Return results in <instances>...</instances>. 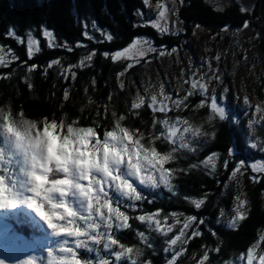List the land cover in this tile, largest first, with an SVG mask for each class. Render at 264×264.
I'll list each match as a JSON object with an SVG mask.
<instances>
[{"label":"trees","instance_id":"trees-1","mask_svg":"<svg viewBox=\"0 0 264 264\" xmlns=\"http://www.w3.org/2000/svg\"><path fill=\"white\" fill-rule=\"evenodd\" d=\"M150 2L155 5L156 0ZM175 3L184 29L179 35H161L156 29L144 26L138 12L143 10L144 16H148L151 11L145 8L143 0H0V45L4 46L5 52L9 47L13 50L4 58L11 60L12 55L19 57L7 66L0 65V109L4 113L10 111L16 120L35 121L37 125H42L45 118L49 122L62 121L65 126L76 121L74 126L93 127L101 139L103 133L112 130L115 121L123 115L121 126L128 127L136 138H139V134L135 130L140 129L144 133L141 143L164 153L170 145L163 139L154 142L150 139L149 133L159 132L161 126L157 124L155 129L152 128L153 113L147 102L136 110L131 109V103L138 91L141 94H144L146 88L155 91L161 83L165 92L173 91L183 97L190 88V85L184 84V79L191 76L202 61H210L213 69L220 70V82L212 80L209 93L215 89L217 96L222 97L218 102L225 107L227 119L220 121L218 115L211 113L209 103L201 106L203 97L199 94L188 97L178 108L168 113L169 117L187 119L193 134L197 128L201 133H207L206 143H200L195 153L180 151L173 154L176 158L165 167L186 170L174 173L172 182L176 186V194L168 192L164 187L148 193L151 203L147 200L138 202L136 211L129 210L131 227L122 232L119 239L125 245H136L141 249L140 255L135 256L137 264H146L148 261L151 264H169L171 253H165L164 241L175 236L181 224H176L167 237L155 232L148 233L153 245L149 248L137 238L135 230L145 232L146 226L135 216L157 209H163L159 217L161 221L164 215L173 212L180 214L181 221L186 216H196L198 220L202 218L204 223L199 224L197 221L186 231L190 235L193 228H197L202 235L189 240L184 245L186 251L173 264H198V259L205 252L209 260L204 261V264H224L246 253L249 248H254L257 253L264 252V174L254 182L251 178L254 173L245 167L236 177L230 176L237 166V160L259 161L264 151V71L259 70L261 64H264V37L259 23L254 21L260 16L259 1L252 13L242 12L234 0L223 10L206 0H175ZM245 21H249L254 29L255 50H251V53L241 52L240 45L233 37L235 30L243 27ZM84 23L89 25V32L98 40L102 37L92 27L93 24L105 33H111L113 40L103 43L87 40L82 34ZM45 28L53 33V43L65 46L49 47L42 35ZM194 28L206 31L210 39L208 57L201 61L193 49ZM227 28L232 31L231 35L224 33ZM13 30L17 36L25 37L24 44L8 35ZM29 30L40 41L39 50L34 51L31 59L27 55L26 42ZM137 37L147 38L158 49H178V54L171 53L167 58L150 54V57L135 64L118 80L117 73L130 62L122 59L114 61L112 57L106 58L103 53L125 48ZM77 42L87 44L88 48L75 47ZM67 46H72L73 51L69 52ZM91 50H95L96 55L90 66L73 68L71 71L76 73V78L73 80L69 72L65 81L61 75V65L67 67L69 64H77ZM217 55L220 56L219 61L215 59ZM249 58L253 59L252 62L247 61ZM57 59L60 65L47 67L50 61ZM33 64L39 67L29 72L28 66ZM251 73L255 77L250 79L249 86L263 108L260 116L256 111L253 113L252 121L250 105L244 103L245 94L243 98H238L233 91L239 83L245 82L244 85H248ZM121 83L123 89L120 88ZM66 89L67 99L64 98ZM21 112L23 117L19 115ZM113 112L116 113L115 117ZM155 115L163 118L161 113ZM233 117L238 123H232ZM249 132L255 148L250 147L246 140ZM233 146L237 149L236 155L230 157L229 150ZM211 153L219 155L209 160L206 168L200 162ZM225 161L228 162L227 169ZM192 164L198 167L191 168ZM241 194L247 201L246 219L236 226H230L234 197ZM185 197L203 198L204 202L200 209H196L192 199L186 200ZM3 214H6L5 221L13 226L18 242L31 243L38 252L45 251L42 240L38 242L37 239L41 228L36 222L27 221L23 212L7 211ZM168 223H174V218L169 217ZM217 247L219 252L214 251ZM176 248L179 250V242Z\"/></svg>","mask_w":264,"mask_h":264},{"label":"snow or ice","instance_id":"snow-or-ice-1","mask_svg":"<svg viewBox=\"0 0 264 264\" xmlns=\"http://www.w3.org/2000/svg\"><path fill=\"white\" fill-rule=\"evenodd\" d=\"M183 2V0H181ZM145 8L153 12V18L145 20L144 11L138 12L141 23L156 29L160 34H170L176 28L175 0H156L153 5L150 0H143ZM246 12V8H241ZM102 39L89 32V25L84 23L83 36L96 43L111 42L113 35L105 33L103 29L97 28ZM199 27V25H197ZM248 27V22L243 24ZM9 36L14 37L19 43H25V37L17 36L15 31H10ZM43 37L48 41L49 47H64L53 43V33L43 29ZM40 41L34 36L31 30L27 33V55L31 59L34 51L39 50ZM75 47L88 48L87 44L77 42ZM69 52L73 51L72 46H67ZM9 47L7 52L3 45H0V65L7 66L19 57L12 55L11 60H6L5 55L11 54ZM178 49L157 48L147 38L137 37L125 48L118 49L113 53L105 52L107 58L127 59L131 61L124 70L117 73V79L125 76L126 72L140 63L149 54H156L159 57L177 52ZM131 53V55H126ZM95 50H91L77 64H69L67 67L61 65V75L65 81L67 73L71 72L74 80L76 73L71 70L76 67H88ZM217 61L220 56L215 57ZM246 59V57H245ZM146 62L151 63L150 60ZM26 63V62H25ZM59 59L50 61L47 65H60ZM38 65L28 66V71H34ZM204 70V71H201ZM47 71V70H45ZM219 68L213 69L210 61H202L192 75L184 79V84L190 85L186 94L181 97L173 91L165 92L163 83L159 88L152 91L148 88L144 94L137 92L136 98L131 103V109H140L147 102V106L153 113L152 128L161 126L159 132H150V139L154 142L163 139L170 148L167 152L161 153L155 147H146L141 143L144 133L136 129L139 138H136L128 127L121 126L120 121L124 120L121 115L115 121L112 130H106L103 138L97 134L93 127H76V121L65 126L64 122L47 118L43 121V128L37 127V122L25 119L16 120L9 111L4 113L0 109V213L6 210H14L24 206L30 210L32 222L36 218L50 230L51 234L60 238L56 248L47 251L46 264H137L135 256H139L141 249L136 246H128L119 239L120 234L131 227L129 220L132 218L128 212L136 211L138 202L148 200V193L160 187L168 192L176 194V186L173 184L175 172H186L185 169H172L165 167L174 158L173 154L184 151L195 153L200 143H206L207 133H201L195 129V134L189 121L180 117H169L168 113L178 108L188 97L199 94L203 97L200 104H210L211 113L218 115L220 121L227 119L225 107L218 102L215 89H210V82H220ZM211 73V75H209ZM184 73L181 72L183 77ZM198 76V78H197ZM27 79V77H25ZM95 84V81H93ZM31 88L32 85L29 84ZM123 83L120 88L123 89ZM87 91V89H85ZM64 98H68L67 89ZM111 99V97H109ZM248 104V98H244ZM187 107V105H184ZM251 107V106H250ZM260 109L257 107L256 111ZM163 114V118L155 114ZM23 117V113H19ZM113 117L116 113H112ZM233 124L238 123L233 117ZM251 124V121H249ZM246 140L250 147L255 148L251 132L246 134ZM236 147L229 150V156L236 155ZM218 153H211L200 164L208 167L207 162ZM228 162H224L227 169ZM259 164V166H258ZM197 168V164L190 165ZM251 169L252 180L255 182L264 174V151L261 158L257 160H237V166L230 173L236 177L242 169ZM212 171V169H209ZM192 199L196 209H200L204 199ZM235 203L232 208V215L229 218L230 226H236L240 221L246 219V203L242 194L234 197ZM163 209L155 212L141 213L135 219L145 224L146 231L136 229L137 238L141 244L153 247L148 233L155 232L158 235L167 237L173 230V225L168 224L169 217L174 218V224H181L179 232L164 242L165 253H171L169 264L182 255L186 248L184 245L189 240L202 235L197 228H193L189 235L186 230L197 223L203 224L202 218L186 216L183 221L179 219V213H168L161 221L160 214ZM223 213V210H221ZM191 222V223H190ZM166 229V230H165ZM213 235H216L213 232ZM183 238V239H182ZM180 244L177 250V244ZM212 251V250H210ZM214 251L219 252L217 247ZM36 257L29 256L26 260L20 259L12 264H34ZM208 253L205 252L198 264L208 261ZM7 259L0 257V264H6ZM146 264H151L150 261ZM224 264H264V252L257 253L254 248H249L246 253Z\"/></svg>","mask_w":264,"mask_h":264},{"label":"rangeland","instance_id":"rangeland-1","mask_svg":"<svg viewBox=\"0 0 264 264\" xmlns=\"http://www.w3.org/2000/svg\"><path fill=\"white\" fill-rule=\"evenodd\" d=\"M206 1H208L209 3L214 5L216 8L223 10V9H226L229 7L232 0H206ZM234 1L239 4L240 8H246L247 9L246 13H252L255 6H256V3L259 0H234ZM174 6L176 8V15L173 17V19L176 21V28L170 34L171 35H179L180 33H183L184 29H183L182 22L178 18V15H177L176 3ZM242 12H244V11H242ZM151 18H153V12L152 11L149 13L148 16H144L145 20H148ZM254 21L259 23L258 25H259V28L261 30V19L258 18V19H255ZM193 30H194V32H193L194 33L193 34L194 35L193 36L194 41L192 42L193 43V49L197 53L199 60L202 58L205 59L206 57H208V50L211 48L209 46V40L210 39L208 38V34L206 31H204L200 28H194ZM253 32H254V29L252 26H250V22L248 21V27L247 28L241 27L240 29H236L235 32L233 33V37L236 39L235 40L236 43L240 45L241 52L243 51V53H244L245 51L250 52L251 50L252 51L255 50L254 44H253L255 37L253 35ZM224 33L231 35L232 31L227 28L226 30H224ZM164 35H167V34H164ZM175 54H178V52H175ZM253 54H257V52H254ZM126 55L130 56L131 53H128ZM249 56L251 57L252 54H249ZM109 57L111 58L112 56H109ZM148 57H150V54ZM148 57H146V58H148ZM163 57L167 58L168 56L165 55ZM146 58H145V60H146ZM112 59H113V57H112ZM120 59L121 58H116V60H120ZM122 60H127V59H122ZM252 60L253 59H251V58L247 59L248 62L249 61L252 62ZM127 61H129V60H127ZM129 62H131V61H129ZM251 67H252V65H251ZM259 70L264 71V64L263 63L259 67ZM248 75L249 74H247V76ZM254 77H255V74L251 73V77L248 80L249 81L248 85H244L245 82H242V83H239L238 86L235 87V89H233L236 97L243 98V96L245 94V97L248 98V101H249L248 104L252 107V108L249 107L250 113H251V117H250L251 121L253 120V117H254L253 113H255L256 108L258 107L260 109L259 111H256V113H258L257 114L258 116L261 115L260 113H262V109H263L262 106H260L259 101H257L255 99V97L253 96L252 89L250 88V86H251L250 79H252ZM242 86L244 87V89ZM158 88H159V86H158ZM37 127L40 130H42L43 124L37 125ZM258 166H259V164H258ZM20 207H23V206H20ZM26 210L28 213H31L29 209L26 208ZM168 224L173 225V228L176 226V224H174V223H171V224L168 223ZM7 228H8L7 225L5 223H3L2 221H0V257H3V258L8 260V261H6V264H12V262H15V261L20 260V259L26 260L29 256L36 257V259L34 260V264H46L47 251L50 249L56 248L57 245L59 244L60 238H57L51 234L48 237V239L51 240V244L44 246L45 251L38 252L34 245H32L31 243L30 244L26 243L27 244L26 245L23 241L20 243L16 240L14 235L11 236V239H8L6 236ZM200 259H202V258H200ZM200 259H198V260L201 261ZM187 260H189V259H187ZM193 264H194V262H193Z\"/></svg>","mask_w":264,"mask_h":264},{"label":"water","instance_id":"water-1","mask_svg":"<svg viewBox=\"0 0 264 264\" xmlns=\"http://www.w3.org/2000/svg\"><path fill=\"white\" fill-rule=\"evenodd\" d=\"M259 18L261 19V33L264 37V0H259Z\"/></svg>","mask_w":264,"mask_h":264}]
</instances>
